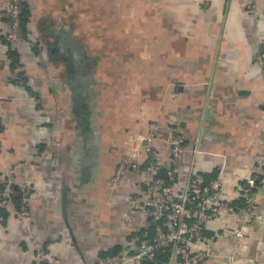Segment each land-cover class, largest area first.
<instances>
[{"label": "crops", "instance_id": "obj_1", "mask_svg": "<svg viewBox=\"0 0 264 264\" xmlns=\"http://www.w3.org/2000/svg\"><path fill=\"white\" fill-rule=\"evenodd\" d=\"M25 1L28 39L13 47L0 0V185L29 188L28 218L0 203V264H47L36 240L64 264H134L124 257L139 253L145 226V155L111 178L151 121L163 167L171 136L183 137L179 190L202 172L240 208L256 181L261 218L242 245L218 238L200 264H264V0ZM206 227L211 238L234 224Z\"/></svg>", "mask_w": 264, "mask_h": 264}, {"label": "built area", "instance_id": "obj_2", "mask_svg": "<svg viewBox=\"0 0 264 264\" xmlns=\"http://www.w3.org/2000/svg\"><path fill=\"white\" fill-rule=\"evenodd\" d=\"M252 12H256L254 2L249 5ZM10 27L6 36L13 47L21 41L20 35V0H9ZM260 63H264V43L257 56ZM161 123L151 121L148 132L144 137H138L140 145L133 150L129 159L120 162L111 178L113 186H117L127 170L140 168L141 156L145 155L147 177V197L141 207L145 217V226L142 230H148L154 226V237L151 238L149 231L143 234L139 253L125 261H133L134 264H160L157 255L161 250L170 252L169 261L162 264H200L214 253L213 244L218 238L226 239L233 249L246 240L249 225L253 220L261 218V213H256L258 201L253 193L256 181L250 178V187L244 198V204L240 208L233 206L225 197L224 183L221 178L205 179L202 172L192 171L184 189L176 187V167L184 152L183 137L181 134L171 136V165L166 167L167 180L161 176L165 167L159 162L155 151L154 140L159 136ZM146 140L147 143L142 144ZM144 150V151H143ZM0 190V203L4 207L13 205L14 188L12 179H2ZM260 182L264 183V174ZM29 188L23 189L20 213L28 218ZM230 217L234 227L222 232L218 237H207L206 226L212 220L221 217ZM36 256L40 261L47 264H64L60 258L51 251L45 249L41 241H35ZM127 256V255H125ZM235 251L226 255L227 259L234 260ZM112 262V258L108 259Z\"/></svg>", "mask_w": 264, "mask_h": 264}, {"label": "trees", "instance_id": "obj_3", "mask_svg": "<svg viewBox=\"0 0 264 264\" xmlns=\"http://www.w3.org/2000/svg\"><path fill=\"white\" fill-rule=\"evenodd\" d=\"M20 5H21V13H20V35L22 39H28V34H29V22H30V15H31V11L29 8V4L25 1V0H20ZM8 43L10 44V42L8 41ZM10 46H12L10 44ZM12 49V48H11ZM13 56H15L14 58H16V51L15 50H11ZM35 49H38V47L36 46ZM146 167L145 163H144V168ZM166 168H164V170L161 172V176H164L167 180H169V177L167 176L166 173ZM2 189V185H0V190ZM22 194L21 192L18 194V196L16 195V192H14L13 195V203L15 204L16 207H20L21 204V197ZM3 208V207H2ZM6 209V208H3ZM146 231H149V235L152 237H154V226H150V228ZM145 229L142 230L141 233V240L144 239L143 234L146 232ZM170 258V252L168 250H161L158 255H157V261L162 264V263H166L169 261Z\"/></svg>", "mask_w": 264, "mask_h": 264}]
</instances>
